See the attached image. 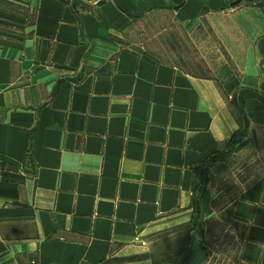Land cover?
<instances>
[{"label":"crops","instance_id":"crops-1","mask_svg":"<svg viewBox=\"0 0 264 264\" xmlns=\"http://www.w3.org/2000/svg\"><path fill=\"white\" fill-rule=\"evenodd\" d=\"M155 17L215 20L240 74L132 47ZM247 146L264 148V0H0V264H145L187 223L180 264H264V171L218 186Z\"/></svg>","mask_w":264,"mask_h":264},{"label":"rangeland","instance_id":"rangeland-1","mask_svg":"<svg viewBox=\"0 0 264 264\" xmlns=\"http://www.w3.org/2000/svg\"><path fill=\"white\" fill-rule=\"evenodd\" d=\"M130 38L132 42L129 43L137 50L145 51L148 55L176 65L184 71L215 78L221 84L241 72L239 55L233 51L230 43L232 38L225 41L218 34L215 20L206 21L205 17H201L196 22L179 24L169 18L155 17L145 22V31ZM230 103L239 114L240 105L236 102ZM226 162L225 172L222 171L226 175L223 174L224 179L218 181V186L224 187L227 184L226 177L230 184L232 180L233 184L245 183L264 171V148L258 150L247 146L240 153L233 152ZM190 236V223H187L164 235L153 237L145 245L148 250L145 253L148 261L145 259V264L164 261L163 264H180L188 250ZM214 263L217 262L213 260L210 264Z\"/></svg>","mask_w":264,"mask_h":264}]
</instances>
